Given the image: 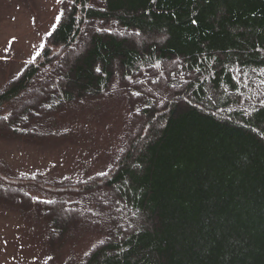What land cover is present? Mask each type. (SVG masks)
I'll use <instances>...</instances> for the list:
<instances>
[{
    "label": "trees",
    "instance_id": "trees-1",
    "mask_svg": "<svg viewBox=\"0 0 264 264\" xmlns=\"http://www.w3.org/2000/svg\"><path fill=\"white\" fill-rule=\"evenodd\" d=\"M116 92L126 128L108 171L35 178L55 192L43 200L0 159V203L54 253L100 235L63 264H264V0L64 1L0 90V138L61 137L56 116Z\"/></svg>",
    "mask_w": 264,
    "mask_h": 264
},
{
    "label": "rangeland",
    "instance_id": "rangeland-1",
    "mask_svg": "<svg viewBox=\"0 0 264 264\" xmlns=\"http://www.w3.org/2000/svg\"><path fill=\"white\" fill-rule=\"evenodd\" d=\"M64 1L69 2L0 0V90L37 57ZM24 99L32 103L31 97ZM126 117L125 99L116 92L56 116L53 132L61 137L34 142L0 138V159L14 179L28 182L30 196L49 200L55 192L33 180L73 183L104 174L122 144ZM15 205L0 203V264H63L79 260L100 239L96 232L79 234L54 253L45 243L44 226L21 215Z\"/></svg>",
    "mask_w": 264,
    "mask_h": 264
},
{
    "label": "snow or ice",
    "instance_id": "snow-or-ice-1",
    "mask_svg": "<svg viewBox=\"0 0 264 264\" xmlns=\"http://www.w3.org/2000/svg\"><path fill=\"white\" fill-rule=\"evenodd\" d=\"M56 19H57V20H59V19H60V17H57ZM53 27H55V25H54Z\"/></svg>",
    "mask_w": 264,
    "mask_h": 264
}]
</instances>
